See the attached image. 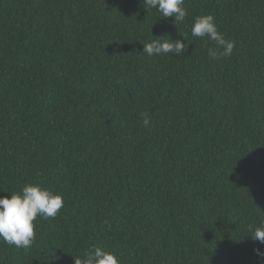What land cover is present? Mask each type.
Segmentation results:
<instances>
[{
  "label": "trees",
  "instance_id": "obj_1",
  "mask_svg": "<svg viewBox=\"0 0 264 264\" xmlns=\"http://www.w3.org/2000/svg\"><path fill=\"white\" fill-rule=\"evenodd\" d=\"M183 6L175 24L142 0H0V197L36 182L64 200L30 248L0 240V264L93 246L120 264H261L264 0ZM199 15L231 56L191 35ZM164 35L192 43L142 53Z\"/></svg>",
  "mask_w": 264,
  "mask_h": 264
},
{
  "label": "clouds",
  "instance_id": "obj_2",
  "mask_svg": "<svg viewBox=\"0 0 264 264\" xmlns=\"http://www.w3.org/2000/svg\"><path fill=\"white\" fill-rule=\"evenodd\" d=\"M144 9H156L163 18L174 17V23L183 22L187 10L183 6L184 0H142ZM191 35L212 41L215 48H208V56L215 58L217 49L222 48L220 53L224 57L231 56L235 42L228 40L218 30L212 15H199L194 17L191 26ZM182 36V35H181ZM154 37V36H153ZM182 39H173L164 35L154 37L143 43L142 53L149 57L160 55H182L187 48ZM150 118L147 114L143 117V124L147 127ZM2 191V190H0ZM8 196L0 197V240L16 248L28 249L35 239V224L37 217L47 220L55 218L64 206L61 194L53 192L41 184L25 183L20 191H11ZM251 237L254 241L264 244V224L260 226H249ZM264 264V251L254 250ZM74 264H120L115 252L108 251L102 246H93L86 250L82 257L74 259Z\"/></svg>",
  "mask_w": 264,
  "mask_h": 264
}]
</instances>
